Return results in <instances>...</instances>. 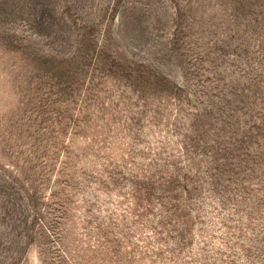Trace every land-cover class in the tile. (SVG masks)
<instances>
[{"label":"rangeland","instance_id":"374dc122","mask_svg":"<svg viewBox=\"0 0 264 264\" xmlns=\"http://www.w3.org/2000/svg\"><path fill=\"white\" fill-rule=\"evenodd\" d=\"M0 264H264V0H0Z\"/></svg>","mask_w":264,"mask_h":264}]
</instances>
